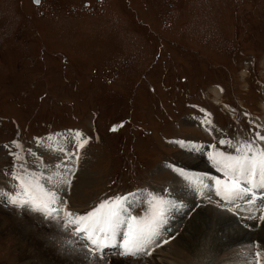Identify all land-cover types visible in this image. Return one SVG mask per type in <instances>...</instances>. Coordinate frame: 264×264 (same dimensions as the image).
<instances>
[{
    "label": "rangeland",
    "instance_id": "1",
    "mask_svg": "<svg viewBox=\"0 0 264 264\" xmlns=\"http://www.w3.org/2000/svg\"><path fill=\"white\" fill-rule=\"evenodd\" d=\"M220 100L236 112L234 120ZM263 105L264 0H40L38 5L0 0V193L5 197L0 198H7L0 199V264H58L50 262L49 243L39 246V239L51 236L47 221L53 218L28 206L29 211L11 206L9 197L17 191L23 196L12 174L23 175V165L55 181L54 163L65 161L76 150L74 142L84 139L88 143L79 150L84 160L60 194L70 202L68 208L83 214L106 198L140 192L143 203L131 209L137 215L148 205V193L170 196L173 207L178 203L174 196L187 193L200 208L253 217L261 224L264 192L260 200L255 196V205L247 203L249 197L239 199L245 212L237 205L218 207L210 190L204 196L197 188L177 186L189 174L175 169L204 178L216 171L221 178L216 153L235 155V147L248 141L264 149L256 140L264 135ZM64 129L63 143L56 144L58 130ZM76 132L79 141H74ZM45 134L33 143V135ZM55 145L68 146L67 152L53 153L60 151ZM204 178L198 183L204 184ZM54 215L62 217L61 226L66 223L60 212ZM68 224L62 227L69 239L86 246L80 245L85 253L77 264L87 259L96 264L97 258L99 264H138L133 256L102 260ZM152 251L142 261L160 264V253ZM106 253L117 255L116 250ZM243 258L240 262L247 264L264 262L253 253ZM226 262L232 260H192Z\"/></svg>",
    "mask_w": 264,
    "mask_h": 264
},
{
    "label": "snow or ice",
    "instance_id": "2",
    "mask_svg": "<svg viewBox=\"0 0 264 264\" xmlns=\"http://www.w3.org/2000/svg\"><path fill=\"white\" fill-rule=\"evenodd\" d=\"M39 2V0H36ZM79 137L81 134H75ZM256 140H264V135L257 134ZM86 139L75 145V161L79 160V150L87 144ZM225 140H219V144L224 145ZM182 147H191V150L199 149L197 145H184ZM231 148V143H228ZM235 155L226 154L224 152L217 153L221 159H214L217 171L223 173L224 179L211 177L210 182L215 183V195L220 197L226 203H235L238 199H243L252 191V185L255 182L257 175L260 177L259 187L264 188V149L255 147V141H248L243 144H238L235 147ZM19 159V157H17ZM72 165V167H69ZM64 173H55V181L52 176H48L47 180L53 184V188L63 190L65 184H71V180L66 178L74 175L73 167L75 163L73 156L69 155L63 161ZM23 175L18 173L12 174L13 180L19 181V189L23 191V196L20 191L16 195L9 197L12 204L19 206L30 205L34 211L43 212L47 216L57 215L62 211L67 222L75 225L74 235H83L84 242L88 245V251L95 253L97 250H102L107 245H112L117 249H122L117 252V255L132 257L137 255H150L147 251L150 245L159 246L161 229L167 223V212L173 207L172 201L165 199L163 196L148 193V211L144 216L132 214V206L134 203H143V193H129L127 195H117L111 198H106L94 206L92 210L84 215H74L64 208L57 210L53 207L58 203L66 204L62 201L59 192L52 188L46 187L42 182V176L29 171L23 165ZM61 167L60 164L56 165ZM184 175L180 169H175ZM247 178V179H244ZM243 182V186L241 185ZM202 188H207L208 185L200 184ZM255 200V195L248 199L247 203L251 204ZM264 219V216H261ZM86 234V235H85ZM120 237V242H117V237ZM174 237H169L173 239ZM164 240L163 243H168ZM96 264H99L97 258Z\"/></svg>",
    "mask_w": 264,
    "mask_h": 264
},
{
    "label": "bare ground",
    "instance_id": "3",
    "mask_svg": "<svg viewBox=\"0 0 264 264\" xmlns=\"http://www.w3.org/2000/svg\"><path fill=\"white\" fill-rule=\"evenodd\" d=\"M214 92L216 95H220L219 91L214 90ZM263 109H264V105H263ZM62 167L63 166L61 165V167L59 168ZM59 168L54 169L55 173L63 174L62 172L63 168L62 169ZM180 170L183 173L189 174V179H180L179 181H177L178 182L176 184L177 186H184L187 189L194 190L197 188L194 184L198 183L200 179L204 178L194 171L188 172L187 170L184 169H180ZM40 176H42L43 178L42 182L46 185V187L52 188L53 190L60 192L59 195L62 194V192L59 189L53 188L52 186L53 184H51L50 186L45 182L47 178H45L43 174ZM54 178L56 179V176H54ZM205 184L208 185V187L205 188L204 192L210 190V196H211V192L216 187L215 183L214 181L210 182V179L207 178L205 180ZM11 185H13V183H11ZM3 187L5 188V190H7L5 186ZM187 189H185V192H187L186 191ZM196 195H198V193ZM203 195L205 196V193H203ZM253 195H255L254 192H249L247 197L252 198ZM0 196L4 197L2 193H0ZM206 196H208V193L206 194ZM256 198H258V196H256ZM173 199L175 200L174 203L176 202L178 203L175 207L170 208L169 211L167 212V223L161 229L160 236L157 238L158 241H160L159 246L157 247L155 245H150L148 247V249H152L155 250V252L157 251L160 253L158 254L161 259L160 264H192V260L194 262L196 260L202 259L203 256L211 257L212 260L215 259H219L220 261L232 260V262H226V264H247V262L242 263L244 259L243 257L247 256V254L251 255L252 253L254 255L262 254L264 258V221H262L261 224L256 225L257 219L255 220L253 217H238L235 214L232 216L225 211H221V210L217 211L218 209H214V207L211 208L210 206H205V208L202 207L200 208L197 206L198 204L195 205L196 201L195 202L193 201L194 197H190L187 193L176 195L174 196ZM218 199L219 201L217 203L219 204L220 201H222V199L221 198ZM62 201L65 200L62 199ZM236 201H239V199ZM68 205H70V202L66 204L58 203L55 206L56 207L58 206L57 207L58 209L59 208H64L65 210L74 209L73 207L68 208ZM148 206L149 204L145 208H143L140 214H137V216H144L145 213L148 211V209H146ZM72 212L73 214L84 215L88 211H85L83 214H81L79 210H77L76 208L72 210ZM133 215L136 214L134 213ZM47 222H49V225L52 226L51 230L48 231V234L52 233L51 236H54L55 241L50 235H48L45 239H39V243H40L39 246L44 243L45 244L49 243L48 246L50 247L51 250H53L51 253L47 254L50 257V262L52 263L54 262L58 264L59 263L77 264L80 255L82 254L81 257L82 256L84 257L85 252L80 253L79 251L81 250L80 245L84 246V244H82V242L79 244L75 239L71 241L67 236L66 230H64V228L60 225L59 221L55 219L54 220L50 219ZM250 222H252L253 224H250ZM66 225H67V221H66ZM186 226L187 228L185 230V233L182 234L181 232ZM21 231L25 232L24 226H22ZM175 233H178V235L175 237V240L174 239L173 240L171 239L172 241L169 240V235ZM117 239H121V238L118 236ZM164 240L170 241L166 243L169 244V247L166 246L165 248L163 247ZM175 244L177 246H175ZM69 247H71L74 250L71 249L70 251ZM148 249L147 251L153 254V251ZM41 250L42 249H40L39 251ZM42 252L43 250L39 252V254L41 255ZM87 254L89 253L87 252ZM112 257L106 256L100 258L106 261H108V259L114 261L115 259L118 260L120 258V257L119 258H112ZM140 259L141 258H137L135 260L137 261L139 260L138 264H145L143 261L147 258L144 257L141 260ZM240 260L242 262H240ZM92 263L93 261H91L90 259L86 260V264H92Z\"/></svg>",
    "mask_w": 264,
    "mask_h": 264
}]
</instances>
